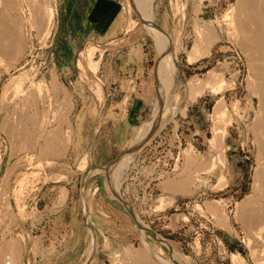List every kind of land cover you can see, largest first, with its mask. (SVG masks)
Wrapping results in <instances>:
<instances>
[{
    "label": "rangeland",
    "instance_id": "obj_1",
    "mask_svg": "<svg viewBox=\"0 0 264 264\" xmlns=\"http://www.w3.org/2000/svg\"><path fill=\"white\" fill-rule=\"evenodd\" d=\"M241 1H148L170 27L174 73L166 114L112 190L104 169L156 115L158 41L131 0L108 43L67 29L88 0H0V264L42 249L59 253L54 264H137L138 253L148 264H264V240L243 220L258 202L264 103Z\"/></svg>",
    "mask_w": 264,
    "mask_h": 264
},
{
    "label": "bare ground",
    "instance_id": "obj_2",
    "mask_svg": "<svg viewBox=\"0 0 264 264\" xmlns=\"http://www.w3.org/2000/svg\"><path fill=\"white\" fill-rule=\"evenodd\" d=\"M148 1L149 0H131V2L134 4L133 6L135 7L137 14L142 18L143 22L147 25L148 31L152 33L155 36V40L158 41L159 44L156 43L158 45L157 47H160L159 51L161 52V59L159 60V62H157L155 66L156 87L158 90V96H157L158 102L157 105L155 106L156 115L155 118H153L152 122H148L147 124H145L144 127L142 126V128L139 129L138 135L134 140V144L130 147V149L127 152L120 155L119 158H117L114 162L109 164L107 168L104 169L107 171L108 181L112 187V190H114V186L111 177H113L112 174L114 173V171H116L115 169H117L119 165H124L126 159L132 156V153L134 154L141 146V144L144 141L148 140L157 129L159 122L165 113V107H166L165 95L171 84V79H172L171 76H173L171 74L174 73V64L172 60L173 50L170 49V39L166 35L164 29L161 28V26L157 25L148 15V10H149L147 6V3H149ZM238 8H239L238 11L240 12L238 15L240 18V19L238 18L239 20L238 29H240V32L244 36V40L242 44L244 46L247 45L248 43L249 44L251 43V45L253 44L257 53V59H258L257 61H259V65H258L259 68L257 67V71L259 75L258 78L260 79L258 84H260L261 82L257 92L260 93V95L262 96V101L264 103V0H242ZM49 18L51 21L52 12L51 14H49ZM2 32L3 31H0V35ZM195 50L198 51L197 46L195 47ZM256 63L258 64V62ZM196 94H198V96L200 95V93H196ZM259 124H261L260 127L262 130L260 131V133L262 132L264 135V115L262 118V123ZM261 147L264 154V136L262 137L261 140ZM262 162H263L262 172L259 171L256 174V179H255L256 187H257L256 194H258L256 196L258 202L255 201V203H257V206L255 207L252 206L254 208H252L249 212L243 215L244 216L243 220L247 221L248 224L246 225H248V227H250L249 225L250 223L253 224L254 227H250L253 228V230L250 229V231L252 230V232L250 233H252L253 237L255 235L256 238H259L257 240L260 239L264 240V161ZM90 252H92L91 249H89V253ZM136 257H137L136 258L137 264L149 263L147 262L148 260L146 259L144 253L142 254L138 253L136 254Z\"/></svg>",
    "mask_w": 264,
    "mask_h": 264
},
{
    "label": "crops",
    "instance_id": "obj_3",
    "mask_svg": "<svg viewBox=\"0 0 264 264\" xmlns=\"http://www.w3.org/2000/svg\"><path fill=\"white\" fill-rule=\"evenodd\" d=\"M62 2H65V0H59V4H61ZM121 6H122L121 0H88V3L86 4V9H84L83 12H80L79 10V12H72L69 15L66 14L68 16V19L65 24L69 25L67 26V29L90 31L91 33L87 37H85L86 39H88L87 41L89 42L104 41L108 43L111 42V40H113V38L118 32H121L123 30V23L121 22ZM158 24L159 26H161V28H163L166 31H168L170 28L168 27L165 21L158 22ZM184 87L187 88V83H185ZM154 88L156 91L155 80H154ZM172 95H173V90L170 101V105L173 110L174 98ZM186 95H187L186 100L183 103L182 109L186 107V105L190 100L188 97V91ZM200 96L201 95H199L198 97ZM43 237L52 238V239H57V238L64 239L66 236H64L60 232L54 234L53 232L50 231L48 233H43ZM55 255H56L55 253H46L43 249L38 250L36 252L28 250L26 254L27 259L25 263L54 264L53 259L58 258L59 253L57 257H55Z\"/></svg>",
    "mask_w": 264,
    "mask_h": 264
}]
</instances>
